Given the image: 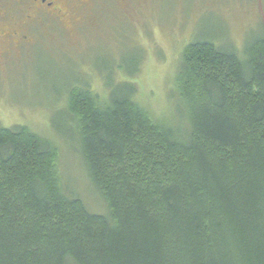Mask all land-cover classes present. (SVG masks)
<instances>
[{
    "label": "trees",
    "instance_id": "1",
    "mask_svg": "<svg viewBox=\"0 0 264 264\" xmlns=\"http://www.w3.org/2000/svg\"><path fill=\"white\" fill-rule=\"evenodd\" d=\"M219 37L183 51L184 129L130 80L103 101L68 92L70 139L105 211L66 191L60 145L0 125V264H264V31L242 55Z\"/></svg>",
    "mask_w": 264,
    "mask_h": 264
},
{
    "label": "rangeland",
    "instance_id": "2",
    "mask_svg": "<svg viewBox=\"0 0 264 264\" xmlns=\"http://www.w3.org/2000/svg\"><path fill=\"white\" fill-rule=\"evenodd\" d=\"M67 9L56 20L12 16L3 25L11 36L0 44V125H22L60 145L66 191L102 212L70 139V89L89 86L103 101L109 85L130 80L136 101L184 129L175 82L185 47L200 35L220 36L217 44L242 55L264 31V0H71Z\"/></svg>",
    "mask_w": 264,
    "mask_h": 264
},
{
    "label": "flooded vegetation",
    "instance_id": "3",
    "mask_svg": "<svg viewBox=\"0 0 264 264\" xmlns=\"http://www.w3.org/2000/svg\"><path fill=\"white\" fill-rule=\"evenodd\" d=\"M71 0H0V44L3 38L11 33L3 27L12 16H18L25 23L34 21L59 19L68 12ZM21 22V21H20ZM28 29V28H27ZM24 38V37H23Z\"/></svg>",
    "mask_w": 264,
    "mask_h": 264
}]
</instances>
